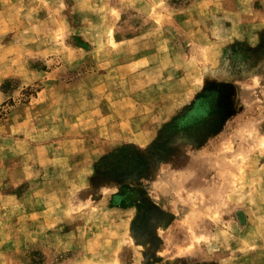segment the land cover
Instances as JSON below:
<instances>
[{"label":"rangeland","instance_id":"374dc122","mask_svg":"<svg viewBox=\"0 0 264 264\" xmlns=\"http://www.w3.org/2000/svg\"><path fill=\"white\" fill-rule=\"evenodd\" d=\"M0 264H264V0H0Z\"/></svg>","mask_w":264,"mask_h":264}]
</instances>
